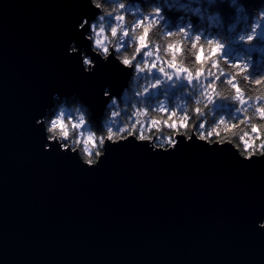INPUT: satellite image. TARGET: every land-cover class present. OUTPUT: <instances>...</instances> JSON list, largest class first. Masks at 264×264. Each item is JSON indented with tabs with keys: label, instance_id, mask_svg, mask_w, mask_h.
I'll list each match as a JSON object with an SVG mask.
<instances>
[{
	"label": "water",
	"instance_id": "1",
	"mask_svg": "<svg viewBox=\"0 0 264 264\" xmlns=\"http://www.w3.org/2000/svg\"><path fill=\"white\" fill-rule=\"evenodd\" d=\"M86 0H0V264H264V162L185 145L109 148L98 168L42 151L52 91L94 111L113 65L66 55ZM227 147V146H225Z\"/></svg>",
	"mask_w": 264,
	"mask_h": 264
},
{
	"label": "clouds",
	"instance_id": "2",
	"mask_svg": "<svg viewBox=\"0 0 264 264\" xmlns=\"http://www.w3.org/2000/svg\"><path fill=\"white\" fill-rule=\"evenodd\" d=\"M64 52L82 75L113 65L99 112L76 92L52 91L32 120L42 151L98 168L109 148L151 153L185 145L264 162V0H86ZM227 146V147H225ZM264 229V215L255 220Z\"/></svg>",
	"mask_w": 264,
	"mask_h": 264
}]
</instances>
